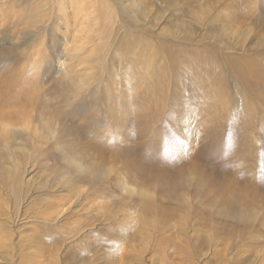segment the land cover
I'll list each match as a JSON object with an SVG mask.
<instances>
[{"label": "rangeland", "instance_id": "rangeland-1", "mask_svg": "<svg viewBox=\"0 0 264 264\" xmlns=\"http://www.w3.org/2000/svg\"><path fill=\"white\" fill-rule=\"evenodd\" d=\"M8 1L0 81L61 132L0 133V264H264V0Z\"/></svg>", "mask_w": 264, "mask_h": 264}, {"label": "bare ground", "instance_id": "bare-ground-1", "mask_svg": "<svg viewBox=\"0 0 264 264\" xmlns=\"http://www.w3.org/2000/svg\"><path fill=\"white\" fill-rule=\"evenodd\" d=\"M207 1V0H206ZM7 2V3H6ZM195 2V1H193ZM209 2V1H208ZM4 3L3 7L1 8L0 6V31L3 30V26H5L7 24V17L5 15V12H7L8 10H12V8H9V1H5V0H0V4ZM6 3V4H5ZM78 3V8L77 10L82 11L83 7H84V3H80L79 1H77ZM207 4V3H206ZM37 7V6H36ZM209 7V6H208ZM8 9V10H7ZM67 9V8H66ZM85 9V7H84ZM36 10V9H34ZM33 11V9H32ZM141 13H143L144 15L147 14L148 11H146V9H144L143 7H141ZM9 12V11H8ZM86 11L84 10V13ZM209 12V11H208ZM13 13V12H12ZM36 12L34 13H29V22H34L36 18L35 15ZM44 14V13H43ZM42 14V15H43ZM150 14V12H149ZM207 14V13H206ZM219 14V13H218ZM9 15V14H8ZM21 14L19 13H15V17L20 16ZM87 15V14H86ZM89 15V14H88ZM208 15V14H207ZM206 15V16H207ZM11 16V15H10ZM146 16V15H145ZM209 16V15H208ZM215 16V15H214ZM220 16V15H219ZM12 17H14V15L12 14ZM143 17V16H142ZM217 17V16H216ZM39 18V17H38ZM89 18V17H88ZM215 18V17H214ZM12 19V18H11ZM16 19V18H15ZM14 19V20H15ZM86 19V18H85ZM212 19V18H211ZM18 21V20H17ZM137 21V20H136ZM136 21L130 23L131 26H137L136 25ZM12 22V20H11ZM25 22V21H24ZM10 23V22H9ZM11 24V23H10ZM22 25H24L22 23ZM36 25V24H35ZM29 27V26H28ZM34 28V27H33ZM28 30V29H27ZM189 33V32H188ZM2 34V33H1ZM236 37V36H235ZM133 39V38H132ZM131 39V40H132ZM135 40V39H134ZM122 42V41H121ZM127 42V41H126ZM140 42V41H139ZM148 43V42H147ZM128 44V42H127ZM141 44V43H140ZM127 46V45H126ZM129 47V46H128ZM246 48V47H244ZM119 49V48H118ZM147 49V48H146ZM157 50V49H156ZM246 50V49H245ZM131 51V50H130ZM132 52V51H131ZM259 52V51H258ZM119 53V52H118ZM179 53V52H178ZM175 54V53H174ZM262 54V53H261ZM122 55V54H121ZM180 55V54H179ZM250 57V56H249ZM255 58V57H254ZM253 59H249V61H251V71L254 73L255 69H256V63ZM126 59V58H125ZM239 59V60H238ZM235 59L233 58V68L235 69V71L241 76L243 77V81L245 83V86H247L246 88L249 90H260V74H255V77H253V73L248 72L245 70L244 66H247V62H244L243 60H241L240 58ZM167 60V59H166ZM172 61V60H171ZM253 61V62H252ZM147 63V62H146ZM133 64V63H132ZM135 65V64H133ZM132 65V66H133ZM139 65V64H138ZM186 65V64H185ZM187 66V65H186ZM200 66V65H199ZM260 66V64H259ZM146 67V66H145ZM215 67V66H213ZM133 68V67H132ZM211 68V67H210ZM209 68V69H210ZM218 68V67H216ZM249 68V67H248ZM261 68V67H260ZM142 69V68H141ZM144 69V68H143ZM131 70V69H130ZM133 70V69H132ZM138 70V69H137ZM216 70V69H215ZM142 71V70H141ZM218 71V70H217ZM140 72V71H139ZM211 71H209L210 74ZM138 73V72H137ZM152 73V71H151ZM171 73V72H170ZM147 74V73H146ZM164 74V73H163ZM212 75H216L215 72L213 71L211 73ZM138 75V74H137ZM162 75V74H161ZM131 76V75H130ZM139 76V75H138ZM143 76V75H142ZM145 76V74H144ZM149 77V75H148ZM165 77V76H164ZM251 78L253 79V81L250 82V84L247 82V78ZM13 78V77H12ZM19 78H21L22 80H19ZM94 78H96L94 76ZM138 78V77H137ZM144 78V77H143ZM168 78V76H167ZM35 79V78H34ZM90 80V79H88ZM152 80V79H151ZM209 80V79H208ZM27 78H23V77H18L17 79H11V80H3L0 81V133L3 134L4 138H8L7 139V144L10 143L11 141H14L16 138V135L13 132H18L17 128L19 127L20 129H22L21 127H23L21 124H26L24 125L25 128L23 129V131H26V133L29 134L30 137L34 138L33 140L40 142L41 143H47L49 141H53V142H57L60 138V111L57 109L55 112V115L52 118V123L49 122V119L47 118V115L49 114L48 111L50 108H46L44 110H41L37 112L38 116H35L32 114V111L36 110L38 103L36 102V100H40V96L38 95L37 92H31V86H30V81ZM177 82V81H175ZM206 82V81H205ZM212 82V81H211ZM210 82V83H211ZM37 83V82H36ZM209 83V84H210ZM248 83V84H247ZM208 84V85H209ZM160 84H157V86ZM35 86V85H34ZM80 86V85H79ZM169 86V85H168ZM40 87V86H39ZM162 88V87H161ZM154 89V88H153ZM33 90V89H32ZM156 90V88L154 89V91ZM163 90V88H162ZM153 93V92H152ZM219 93V91H218ZM76 96V95H75ZM224 96V94H223ZM264 98V97H263ZM220 99V98H219ZM264 101V100H263ZM39 102V101H38ZM42 103V102H41ZM40 104V103H39ZM45 104V103H44ZM43 104V105H44ZM41 105V104H40ZM51 105V104H50ZM49 106V105H46ZM57 108H60V105H57ZM50 107V106H49ZM251 111V110H250ZM35 113V111H34ZM31 118L33 119L35 117H37V119H39L41 121L42 125H39V127L36 126L35 121H31L29 123H25V119L26 118ZM48 119V120H47ZM59 121V122H58ZM37 123V122H36ZM29 126V127H26ZM62 128V127H61ZM34 134H33V133ZM13 133V134H12ZM29 140V138H25L24 141ZM5 143V144H6ZM39 150V149H38ZM38 152V151H37ZM5 152L2 151L0 149V171L2 170V166H1V161L2 158L5 157ZM38 155V154H37ZM20 176L16 175L13 177V186L12 189H14V194H18L19 190H20ZM229 187V186H228ZM13 191V190H12ZM211 191V190H210ZM150 196V195H149ZM149 202V201H148ZM151 202L146 203V208L147 209H151L152 207ZM151 207V208H150ZM150 212V211H149ZM162 214V213H160ZM245 218V217H244Z\"/></svg>", "mask_w": 264, "mask_h": 264}]
</instances>
